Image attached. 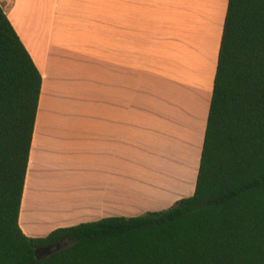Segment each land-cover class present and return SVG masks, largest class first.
Instances as JSON below:
<instances>
[{"label":"crops","instance_id":"obj_1","mask_svg":"<svg viewBox=\"0 0 264 264\" xmlns=\"http://www.w3.org/2000/svg\"><path fill=\"white\" fill-rule=\"evenodd\" d=\"M229 0H0L42 76L29 238L194 195Z\"/></svg>","mask_w":264,"mask_h":264},{"label":"trees","instance_id":"obj_2","mask_svg":"<svg viewBox=\"0 0 264 264\" xmlns=\"http://www.w3.org/2000/svg\"><path fill=\"white\" fill-rule=\"evenodd\" d=\"M41 87L0 4V264H264V0L228 2L195 193L168 210L27 237L19 215Z\"/></svg>","mask_w":264,"mask_h":264},{"label":"water","instance_id":"obj_3","mask_svg":"<svg viewBox=\"0 0 264 264\" xmlns=\"http://www.w3.org/2000/svg\"><path fill=\"white\" fill-rule=\"evenodd\" d=\"M68 245H69L68 242H62V243L56 244V245L51 246V247L39 249V250L35 251L36 258L38 260L48 258V257L52 256L53 254H55V253L61 251L62 249L66 248Z\"/></svg>","mask_w":264,"mask_h":264}]
</instances>
